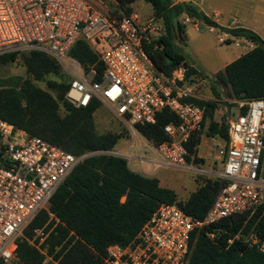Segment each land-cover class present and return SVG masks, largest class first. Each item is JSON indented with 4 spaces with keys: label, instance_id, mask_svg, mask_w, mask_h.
Listing matches in <instances>:
<instances>
[{
    "label": "built area",
    "instance_id": "2783aa9c",
    "mask_svg": "<svg viewBox=\"0 0 264 264\" xmlns=\"http://www.w3.org/2000/svg\"><path fill=\"white\" fill-rule=\"evenodd\" d=\"M104 7V0H0V56L24 51L48 55L68 80L66 101L74 107L99 102L135 135L138 148L140 140L146 146L150 143L135 125L154 124L156 113L165 108L176 116V125L163 128L169 140L152 145L155 156L164 164L187 167L225 184L200 220L175 204H160L129 243L106 248L101 264H185L194 230L209 227L206 235L215 242L221 232L213 226L216 223L264 210V98L233 102L239 114L226 121L228 139L214 145L222 158L220 169L215 170L212 161L211 169L203 171L194 156L186 162V144L201 131L204 119V107L191 101L199 99L194 83L207 80L186 81L183 66L164 76L143 49L161 34V22L134 11L117 17ZM186 22L190 21L185 17ZM79 39L104 66L100 82L94 80L93 67L85 72L68 55ZM217 41L225 43L220 36ZM94 154L99 152L75 156L0 119V264H24L16 258V242L41 211L45 222L23 238L42 256L41 264H59L61 254L55 256L60 246L48 254L46 242L65 226L49 210V199L76 165ZM234 241L264 254V240L253 229L229 234L226 244Z\"/></svg>",
    "mask_w": 264,
    "mask_h": 264
},
{
    "label": "trees",
    "instance_id": "16d2710c",
    "mask_svg": "<svg viewBox=\"0 0 264 264\" xmlns=\"http://www.w3.org/2000/svg\"><path fill=\"white\" fill-rule=\"evenodd\" d=\"M135 1L115 0L114 10L110 13L117 17L128 16ZM141 1L150 6L153 18L162 24L161 34L150 44H144L143 49L154 67L166 77L183 66L187 68L186 81L208 80L202 70L186 60L176 45V39L184 37V25L177 20L180 16L254 45L214 74L211 91L215 99H191L204 107L203 128L186 144V162L194 156L197 163L201 161L196 154L202 134L224 141L228 139L226 121L213 120L218 108L219 87L226 89L227 98L233 102L264 98V43L249 29L218 26L190 2ZM230 42L227 39L226 43ZM68 55L78 61L85 72L93 67L96 72L94 80H102L104 66L85 41L77 40ZM18 58L25 67L26 77H16L9 82L0 80V119L75 156L99 152L77 164L49 199V210L65 226H59L46 242L48 254L60 246L55 256L61 254L59 264H101L106 248L112 244L129 243L162 203L175 204L195 219L204 217L225 181L198 176L196 190L187 199H178L174 191L162 188L157 179L131 171L126 158L109 153L122 136L120 133H97L93 115L99 102L94 100L87 107H74L66 101L68 80L55 60L42 52L24 51L1 55L0 65ZM38 82H45V88L39 87ZM244 110L245 107L241 112ZM177 123L176 116L165 108L156 113L154 124H137L134 130L156 146L169 140L163 128ZM45 220V213L39 212L23 231L24 237H30L31 231L42 226ZM213 226L221 231L215 242L206 235L209 227L191 233L185 264H264V254L256 248L240 241L226 244L229 234L240 229L245 232L253 229L259 239L264 240L262 208L250 215H233ZM70 231L73 234L69 236ZM16 243L19 262L41 264L42 256L23 237Z\"/></svg>",
    "mask_w": 264,
    "mask_h": 264
},
{
    "label": "rangeland",
    "instance_id": "374dc122",
    "mask_svg": "<svg viewBox=\"0 0 264 264\" xmlns=\"http://www.w3.org/2000/svg\"><path fill=\"white\" fill-rule=\"evenodd\" d=\"M104 8L111 12L114 10V5L112 4L111 0H104ZM131 8L134 12H136L140 17L142 18H152V11L148 4H145L141 0H136L134 3L131 4ZM120 13V12H119ZM118 13V14H119ZM180 22V21H179ZM184 25V24H183ZM186 37L183 43H176L179 49L185 53V55L193 60L196 65L203 70L205 73L209 75L208 80L204 82L203 84L194 83V93L195 95L204 101L213 100L215 99L212 91H211V85L213 76L212 72H214L215 69L221 68V66L225 62H229L232 60L236 54L235 46L234 45H226V44H219L217 42V37L215 33L209 32L208 30H204L200 32L199 34L194 31V27L191 23H187L186 25ZM30 52V51H25ZM16 77L25 78L26 77V70L25 67L21 61L20 58H18L16 61L12 63H8L5 65H0V80L9 82L11 79H14ZM37 85L41 88H45V82H38ZM219 90V98H217L218 108H217V115H219L224 110L226 111L224 114H222L224 119L226 117H229L230 119H234V115L236 111L238 110L236 108V105L232 103L229 98H227L225 92L226 89L224 87L218 88ZM100 104V103H99ZM93 122L95 125V129L97 133H114L119 134L122 136V139H120L117 142V148L121 147L123 141L127 140V143L129 141L136 140L135 135L119 120H117L112 113L105 108L102 104L98 106L97 111L93 115ZM207 125V122L205 126ZM201 139H203L207 143V147L209 148V152L212 154L210 158L206 157H198V159H201V161L197 162V165H203L206 162V159L209 161H214L215 165H213L215 170L220 169V163L222 158L219 157L217 154V147L214 146L218 142L209 141L206 139L204 134H202ZM220 144H223L224 141H220ZM125 147V146H124ZM123 148V147H122ZM116 149V148H115ZM113 151H115L113 149ZM141 154L143 157L151 158V154L149 152H146L145 149L142 150ZM129 167L131 170H135L136 172L140 174H145L149 172L151 169V165L148 162H144L142 164L143 170L141 171L138 169V163L135 161H129ZM165 171L167 172V176L176 183H192V177L196 178L198 176L202 177H209L214 178L210 175L204 174V173H190L189 171H186L184 169H178V168H170V166H167L165 168ZM150 176V175H146ZM24 231V230H23ZM23 231L21 233L23 235ZM19 237V238H20Z\"/></svg>",
    "mask_w": 264,
    "mask_h": 264
},
{
    "label": "crops",
    "instance_id": "0c3cea01",
    "mask_svg": "<svg viewBox=\"0 0 264 264\" xmlns=\"http://www.w3.org/2000/svg\"><path fill=\"white\" fill-rule=\"evenodd\" d=\"M173 4L181 3V2H190L193 5L197 7L199 11L204 13L211 21L216 23L218 26L232 29V28H244L249 29L256 33L261 40L264 43V0H171ZM146 4V3H145ZM178 21H180L181 24H184V37L183 39H176V43H183L186 37V22L183 23L185 20L184 16H180L177 18ZM194 27V31L198 34L204 30H208L209 32L215 33L216 37L220 36L225 40V43H218L219 44H226V45H234L236 54L232 60L229 62H225L221 68H217L212 72V75H214L216 72L222 70L227 64L237 59L242 54L246 53L247 51L251 50L254 45L251 42H248L242 38H232L228 34L219 31L218 29L203 25L202 23H191ZM230 40L231 42L229 44L226 43V41ZM183 52V51H182ZM185 55V53H183ZM186 56V55H185ZM186 60L192 64L195 65L198 69H200L196 63L189 59L186 56ZM201 70V69H200ZM203 71V70H202ZM203 73L209 77L207 73L203 71ZM226 111L224 110L219 115H217V109L214 112L213 120L215 122H220L224 117H222ZM239 114V111H236L234 115V119ZM225 121L232 120L229 117H226L224 119ZM122 139V138H121ZM209 141H224L217 137H206ZM220 144V143H219ZM125 146V147H124ZM123 147V148H122ZM116 148V149H115ZM137 142L136 140H131L129 143H127V140L123 141L121 147L117 148V144L114 147V152L118 153L121 157H124L127 159V164L129 167V161H135L138 163V169L141 171L143 170L142 164L144 162H148L151 165V169L149 172L142 174L146 177L155 178L158 180L159 185L162 188H167L175 192L178 199L185 200L189 197V195L194 192L198 186L196 182V178H191L192 183H176L170 180V178L167 176V172L165 171V168L167 166H170V168H178V169H184L186 171H190L187 169V167H175L171 165L164 164L160 161V159L155 156V153L153 151L152 145H144L143 141H139V150L137 149ZM145 149L146 152H149L151 154V158L143 157L141 154L142 150ZM130 156L128 158L127 156ZM138 156L142 160H138ZM198 157H206L210 158L212 154L209 152V148L207 147V143L201 139L200 144L197 146V154ZM197 164V163H196ZM212 162L206 159L205 164L198 165L200 169L203 171L211 169ZM130 169V167H129ZM131 170V169H130ZM133 171V170H131ZM133 172H136L135 170ZM194 173V172H193Z\"/></svg>",
    "mask_w": 264,
    "mask_h": 264
}]
</instances>
